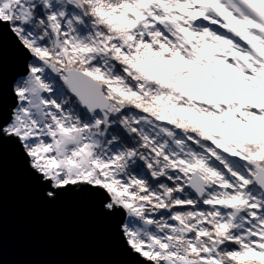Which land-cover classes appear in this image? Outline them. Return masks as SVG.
Returning <instances> with one entry per match:
<instances>
[{
    "label": "snow or ice",
    "instance_id": "obj_1",
    "mask_svg": "<svg viewBox=\"0 0 264 264\" xmlns=\"http://www.w3.org/2000/svg\"><path fill=\"white\" fill-rule=\"evenodd\" d=\"M5 144L126 264H264V0H0Z\"/></svg>",
    "mask_w": 264,
    "mask_h": 264
},
{
    "label": "water",
    "instance_id": "obj_2",
    "mask_svg": "<svg viewBox=\"0 0 264 264\" xmlns=\"http://www.w3.org/2000/svg\"><path fill=\"white\" fill-rule=\"evenodd\" d=\"M11 72L5 59V106ZM111 230L71 199L49 204L5 144L0 171V264H126Z\"/></svg>",
    "mask_w": 264,
    "mask_h": 264
}]
</instances>
